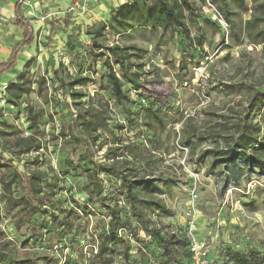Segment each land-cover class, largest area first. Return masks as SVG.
I'll use <instances>...</instances> for the list:
<instances>
[{"label":"rangeland","instance_id":"1","mask_svg":"<svg viewBox=\"0 0 264 264\" xmlns=\"http://www.w3.org/2000/svg\"><path fill=\"white\" fill-rule=\"evenodd\" d=\"M59 1L0 0V63L6 60L9 46L18 41L13 25L14 7L18 4L23 16L32 21L33 43L29 50L24 49L19 54L15 71H26L30 81L36 77L51 78L52 69L59 66L60 77H89L90 83L76 89L90 97L95 95V101L107 103L111 109V120L101 139L104 142L103 149L99 152L91 150L93 161L105 162L103 153L106 148L113 146L111 139L114 135H121L123 143L131 142L140 146L143 154L153 151L150 143L158 141V154H154L157 168L152 176L155 186L144 192L143 197L149 203L158 201L162 207L155 204L147 211L145 218L148 221L145 224L148 231L133 216L115 179L103 175L102 197L105 205L120 211V217L128 220L133 228V238L136 237L151 247V251H157L155 243L151 241V226L160 230L164 239L167 233L184 228L189 240L187 227L192 224L194 237L211 242V251H221L217 264H235L233 261L236 255L254 258L264 264V169L257 166L249 168L241 159L231 164L230 181L236 188L231 187L228 200L222 205L219 203L222 199L221 190L219 191L213 178L216 168L212 159L207 158L201 162L199 158L204 151L224 148V144L200 139L191 151L180 148L177 143V132L181 133L187 120L192 125L208 130L206 125L210 124L213 114L204 112L223 109L237 101L246 102L245 91L223 90L221 84L236 85L246 82L260 91L264 90V44L254 47L243 36L239 41H233L229 35L222 43L223 33L210 21V12L203 0H191L200 18L195 24H188L193 38L199 34L204 36L201 48L185 47L180 32L175 29L162 32L149 26H141L135 21L126 31L115 33L110 28L103 30L102 26L109 21L110 10L127 4L130 0H88L85 13H70V0L65 5H59ZM242 1L241 6H231L236 14L234 21L239 26L250 18L253 0ZM112 46L118 48V60L124 59L121 49H128L130 61L142 65L140 83L144 89H141L139 96L130 91L131 98L138 100L140 105L127 106L131 112L129 117L111 98L106 83L103 53L107 47ZM132 46L141 52H132ZM27 62L29 64L26 66ZM114 69L117 70L116 67ZM199 69H202L201 73ZM3 77L0 80V147L4 144L5 135L11 132L5 125L15 127L25 137L31 133L24 112L26 105L53 113V122L43 119L42 130L46 136L48 151L43 155L44 163L40 169L47 171L51 168L49 175L57 177L59 183L56 199L66 205H70L69 197L81 199L84 175L80 173L75 176L66 166L70 161H81V164L89 165L83 146L79 145L71 152L74 143L69 138L62 139L57 135L52 140L49 137L52 133L58 134V124L69 120L67 110L61 103L58 106L56 101L43 104L35 93L23 96L17 106L9 103L4 93L8 84L4 79L7 77ZM124 88L130 89V86L124 84ZM48 92L53 93L50 88ZM58 99L61 101V98ZM149 108L156 110L163 118L166 123L163 129L149 116ZM130 117L135 122L132 127L128 124ZM116 124L124 127L122 132L116 129ZM146 124L152 125L154 129L150 130ZM260 135L264 136V123L261 125ZM5 156L9 157V154L5 153ZM33 156L30 153L20 157L19 169L22 170L24 160ZM258 156L264 161V152ZM193 175H197L196 183ZM245 190L250 191L249 196H246ZM85 205L89 213L76 212L80 220L74 221L70 234L59 235L56 247L48 245L46 235L40 240H34L30 238L31 231L28 229L15 231L7 215L0 222V230L12 241L14 258L38 255L49 258L50 264H62L63 259L71 255L76 264H92V245L98 242V236L107 233L109 218L100 202ZM188 209L192 211V218L186 216ZM40 220L38 216L34 218L36 224ZM122 233L126 235L122 240L131 255L129 262L133 263L137 258L134 256L138 253L134 254L135 249L129 242V231ZM110 248L118 253L122 250V245L116 242Z\"/></svg>","mask_w":264,"mask_h":264},{"label":"trees","instance_id":"2","mask_svg":"<svg viewBox=\"0 0 264 264\" xmlns=\"http://www.w3.org/2000/svg\"><path fill=\"white\" fill-rule=\"evenodd\" d=\"M212 2L223 15L228 25L229 37L233 41H239L243 36L254 47L264 44V0L252 1L250 18L242 26L234 21L236 14L231 8L233 4L241 6L242 0H212ZM199 18L198 10L191 0H130L127 4L111 9L109 21L102 28L103 30L110 28L112 32L118 33L129 29L133 21L162 32L172 28L180 32L185 47L201 48L204 36L199 34L193 38L188 25L195 24ZM14 26L22 30L21 40L11 47L8 58L0 63V78L3 74L15 69L19 53L33 43L31 25L22 17L18 4L15 7ZM225 39L223 35L222 43ZM131 49L134 53L141 52L135 46ZM105 50L103 66L107 72L106 83L109 93L124 114L129 117L131 112L127 106L140 105L139 101L132 99L129 93L132 91L139 96L141 89H144L140 83L143 75L142 65L130 61L128 49H121L124 55L123 60H118L116 57L117 47H107ZM119 54L122 56L121 53ZM109 57L112 59L110 60ZM115 67L117 70L114 69ZM59 72L60 66L52 69L51 78L36 77L32 81L29 80L26 71L20 72L15 80L5 86L4 93L8 102L16 106L23 96L35 93L42 99L43 104L47 105L56 101L58 106L61 103L67 110L69 120L58 124V134L52 133L49 137L52 140L56 139L57 135L62 139L69 138L74 143L71 152H74L79 145L83 146L89 165L81 164V161H70L66 166L75 176H79L80 173L84 175L82 198L69 197L70 205L55 198L59 183L57 177L54 174L49 175V172H52L51 168L47 171L40 169L44 163L43 155L48 151L46 136L42 130L43 119L47 118L48 122H53L54 114L26 105L24 112L31 133L25 137L15 127L5 125L11 132L5 135L4 144L0 147V222L7 215L15 231L28 229L31 231L30 238L34 240H40L46 235L48 245L56 247L59 244V235L70 234L74 221L80 220L76 212L88 214L89 209L85 203L91 205L93 202H100L101 206L107 210L106 216L109 219L106 224L107 233L98 236V242L92 245V248L97 249L95 254H93L94 249L90 253L92 264H191L189 240L184 228L167 233L164 239L160 235V230L151 226L150 236L157 247L156 253L136 237L133 238V228L129 221L120 217V211L105 205L102 197L101 176H112L118 183L121 194L124 193L133 216L144 226V230L148 231L145 224L148 221L145 218L147 211L155 204L162 207L158 201L149 203L143 197L144 192L155 186L152 176L157 168L154 154H158V141L150 143L153 151L143 154L140 146L131 142L123 143L121 135H114L111 139L113 146L106 148L103 153L105 162L93 161L91 150L99 152L103 149L104 142L101 139L104 138V131L107 130L108 122L111 120V109L107 103L95 101V95L90 97L76 89L90 83L89 77L76 75L63 78L59 76ZM124 84H128L130 89L124 88ZM220 86L223 90L245 91L246 102L237 101L223 109L204 112V114H213L211 125H206L208 130L192 125L187 120L181 133L177 132V143L180 148H188L191 151L200 139L224 144V148L218 147L204 151L199 158L201 162L207 158L212 159L216 168L213 178L215 181L222 182L219 191L221 190L223 197L228 187L236 188L230 181L229 166L238 159H241L249 168L257 166L261 170L264 169V161L258 156L259 153L264 152V136L260 135L261 125L264 123V90L260 91L246 82ZM49 88L52 94H49ZM58 98H61V101ZM147 111L157 126L163 129L166 123L158 112L151 108ZM128 124L130 127L135 124L131 117L128 118ZM146 127L150 130L154 129L150 124H146ZM116 129L122 132L124 127L116 124ZM5 153L9 154V157L5 156ZM30 153L34 156L24 160L20 170L18 164L20 157L28 156ZM84 160L85 158L82 159ZM248 193H250L249 190ZM36 216L41 218L39 224L34 221ZM126 230L130 233L129 242L135 249L134 254L138 253L134 256L137 258L133 260V263L129 262L131 255L128 246L125 247L122 240L123 237L126 238V235L123 233L122 235L121 232ZM116 242L122 245V250L118 253L110 248V245ZM14 253L12 241L0 230V264H50L51 261L47 257L38 255L14 258ZM114 253L115 255H112ZM67 256L62 264H76L71 255ZM233 262L261 264L254 258L241 255H236Z\"/></svg>","mask_w":264,"mask_h":264},{"label":"built area","instance_id":"3","mask_svg":"<svg viewBox=\"0 0 264 264\" xmlns=\"http://www.w3.org/2000/svg\"><path fill=\"white\" fill-rule=\"evenodd\" d=\"M205 7L209 10V17L210 21L214 23L220 31L223 33V35L228 38L229 30L228 25L225 22L223 15L216 9L215 5L213 4L212 0H203ZM88 5V0H73L72 3L68 7V12L70 13H76L77 11L86 12V7ZM200 73L202 72V69H199ZM202 75V74H201ZM194 182H197V175H193ZM217 188L220 189L222 187V182L219 180H216ZM231 187H228L225 190L224 196L221 200H219V203L222 205L225 204L228 200V195L231 192ZM248 190L246 191V196L248 195ZM196 196L193 198L195 199ZM186 216L188 218H192V211L191 209H188ZM187 234L190 237L189 238V251L191 255V264H216L218 254H220L218 251L212 252L209 248V245L211 242L208 240H200L196 237H194V226L192 224L187 227ZM193 229V230H192ZM93 254L97 252V249L93 248Z\"/></svg>","mask_w":264,"mask_h":264},{"label":"crops","instance_id":"4","mask_svg":"<svg viewBox=\"0 0 264 264\" xmlns=\"http://www.w3.org/2000/svg\"><path fill=\"white\" fill-rule=\"evenodd\" d=\"M68 0H60L59 1V5H65L66 4V2H67ZM73 0H70V4H71V2H72ZM129 3V2H128ZM69 4V5H70ZM13 14H14V18H15V7H14V12H13ZM21 14H22V12H21ZM22 17L24 18V19H26V20H28V22H29V24L31 25V28H32V34H33V25H32V21H31V19H28V17H25V16H23V14H22ZM13 25H14V22H13ZM15 27V26H14ZM15 30H16V36L18 37V41L16 42V43H18L20 40H21V33H22V30L21 29H18V28H16L15 27ZM15 43V44H16ZM15 44H13L12 46H14ZM12 46H9L10 48V51H11V47ZM32 47V44L30 45V47H26V48H24V49H30ZM24 49L19 53V54H21L23 51H24ZM10 51H9V53H8V56H9V54H10ZM8 56H7V58H8ZM19 56V55H18ZM6 58V59H7ZM17 60H18V58H17ZM5 61V60H4ZM3 62V61H2ZM17 65V64H16ZM18 72H16L15 71V69L14 70H12V71H9V72H7V73H5V74H3L2 75V77L3 76H6L5 78L6 79H4L5 80V82H12L13 80H15V77L17 76V75H14V74H17ZM20 73V72H19ZM8 74H10V75H8ZM12 74V75H11ZM9 76H11V77H9ZM1 77V78H2ZM1 78H0V80H1ZM4 78V77H3ZM13 78V79H12ZM12 79V80H11ZM207 210H209V209H207ZM205 220V219H204ZM210 220H212L211 218H210ZM206 222V221H205ZM218 251V250H217ZM213 252V251H212ZM216 252V251H215ZM219 253H220V250L218 251ZM219 257H220V254H218V258H217V262H218V259H219ZM217 264V263H216Z\"/></svg>","mask_w":264,"mask_h":264},{"label":"bare ground","instance_id":"5","mask_svg":"<svg viewBox=\"0 0 264 264\" xmlns=\"http://www.w3.org/2000/svg\"><path fill=\"white\" fill-rule=\"evenodd\" d=\"M193 230V229H192Z\"/></svg>","mask_w":264,"mask_h":264}]
</instances>
